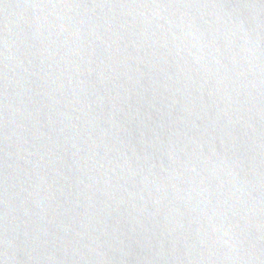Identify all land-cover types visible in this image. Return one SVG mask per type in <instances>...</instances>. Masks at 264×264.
I'll use <instances>...</instances> for the list:
<instances>
[{
    "label": "water",
    "instance_id": "water-1",
    "mask_svg": "<svg viewBox=\"0 0 264 264\" xmlns=\"http://www.w3.org/2000/svg\"><path fill=\"white\" fill-rule=\"evenodd\" d=\"M0 264H264V0H0Z\"/></svg>",
    "mask_w": 264,
    "mask_h": 264
}]
</instances>
